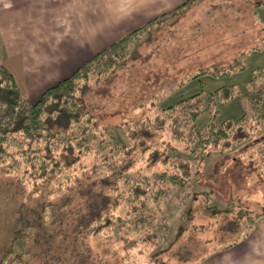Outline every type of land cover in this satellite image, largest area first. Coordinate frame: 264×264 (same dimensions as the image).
Segmentation results:
<instances>
[{"label":"rangeland","instance_id":"374dc122","mask_svg":"<svg viewBox=\"0 0 264 264\" xmlns=\"http://www.w3.org/2000/svg\"><path fill=\"white\" fill-rule=\"evenodd\" d=\"M226 1L224 5H244L243 21L246 26L252 27L249 23L254 22V13H258L260 26L257 23L253 32L257 34L264 30L262 4H258V8L251 6L264 0ZM185 9L181 7L175 16L157 21L150 36L137 45L132 57L113 66L105 76L92 74L87 82L89 85L82 86L84 106L95 116L99 130L105 129L106 139L117 146L138 145L133 151L137 156L135 167H147L152 148L161 147L164 141L185 150L193 147L191 141L173 137L169 114L165 116L164 127H158L156 117L164 115V106L195 91L211 90L223 84H232L235 90L242 93L243 82L251 76L252 69L264 64V50L254 47H246L233 55V59H228L223 56H229L234 47H225L216 56L212 53L216 44H212L210 55L207 54L203 44L193 43L197 39L186 34L192 32L191 25H188L191 21L189 16L177 21ZM192 10L203 12L198 8ZM233 21L234 17L230 23L233 24ZM250 35L253 36V33L249 31L247 36L242 35L243 44ZM145 50L147 55L144 56ZM138 53L143 56L135 58ZM203 60L205 66L200 65ZM212 64L230 66L231 71L220 76L208 72L192 77ZM239 100L240 95L236 93L219 104L217 120L237 118L243 111ZM209 118V113L204 111L193 124L205 126ZM184 131L185 128L182 133ZM263 135L264 120L260 131H255L253 140L249 141V147L257 153L259 148L264 147V140L259 139ZM138 136L140 140L137 142L135 139ZM153 141L156 143L150 145ZM236 145L234 143L225 151L209 149L208 152H198L200 167L195 175L194 187L180 192L179 199L170 210L160 209L153 219L154 224L148 223L150 231L142 223L145 228L141 233L134 229L131 233L125 232V221L112 220L110 216L108 220L93 221L86 227V218L82 214H85L86 208L80 214L75 209L71 214L62 216L54 225L56 234L51 232L50 221L47 219L42 223L40 212L55 193L71 183L73 177H68L69 172L60 171L57 176L61 183L57 184L55 179L49 188L44 177H35L24 170L23 160L13 167H8L6 160L0 170V258L16 234L30 230L29 226H23L29 222L36 226L27 240L28 253L23 255L24 264H202L204 257L231 246L250 228V224L243 219L237 222L240 225L235 223L243 205L248 206L249 212L264 211V167H244V181L233 178L229 168L245 164L244 160L238 163L230 159L236 152ZM89 160L83 159L85 164ZM73 168L72 172L80 169ZM50 189L53 192L44 193ZM196 190L202 192L195 193ZM73 201L72 209L76 203ZM128 207V204L118 205L110 211L114 213ZM65 221H69L66 225L73 221L68 229L63 228L65 224L62 226ZM147 232L156 233V239L144 240Z\"/></svg>","mask_w":264,"mask_h":264},{"label":"trees","instance_id":"16d2710c","mask_svg":"<svg viewBox=\"0 0 264 264\" xmlns=\"http://www.w3.org/2000/svg\"><path fill=\"white\" fill-rule=\"evenodd\" d=\"M191 1L194 0L147 20L104 46L70 74L45 88L35 100L25 95L11 71L0 63V170L6 160L8 167L17 166L23 160L24 170L35 177H44L49 188L55 179L57 184L61 183L57 176L60 171L69 172L68 177H73L71 183L55 193L40 212L42 223L47 219L50 221L51 232L56 234L54 225L62 216L75 209L80 214L84 208L85 226L93 221L108 220L110 216L112 220L125 221V232L131 233L134 229L141 233L145 227L150 231L148 223L154 224L156 213L160 209L170 210L179 199L180 192L194 187L200 167V151H225L237 143L236 152L230 159L238 163L244 160L245 164L229 169L233 178H241L242 181L246 176L244 167H264V147L259 148L258 153L249 147V141L253 140L255 131H260L264 120V64L252 69L251 76L243 82L242 93L232 84H223L211 90L195 91L164 106V115L156 117L158 127H164L165 116L169 114L173 137L191 141L193 147L185 150L164 141L161 147L152 148L147 167H135L137 156L134 152L138 145L112 144L106 139L105 129L99 130L95 116L84 106L82 88L89 85L87 82L92 74L105 76L113 66L124 63L134 55L137 45L150 36L157 21L175 16L184 4ZM252 47L264 50V38ZM230 71V66L212 64L192 77L208 72L220 76ZM236 93L240 95L242 113L237 118L218 121L219 104ZM204 111L210 115L206 125H194L196 117ZM183 128L185 131L182 133ZM259 139L264 140V135ZM135 140L138 142L140 136ZM155 143L153 141L150 145ZM85 158L91 159L88 164L84 163ZM73 167L80 169L72 172ZM51 192L52 189L44 193ZM73 200L76 203L72 209ZM123 204L129 207L114 213L110 211ZM69 206L71 210L68 211ZM241 209L235 223L243 219L251 228L264 218L263 210L249 212L251 210L245 205ZM72 223L63 228L68 229ZM142 223L146 226L143 227ZM23 226H29L30 230L12 238L0 258V264H24L23 255L28 253L27 240L36 225L28 222ZM156 235L147 232L143 239L154 241Z\"/></svg>","mask_w":264,"mask_h":264},{"label":"crops","instance_id":"0c3cea01","mask_svg":"<svg viewBox=\"0 0 264 264\" xmlns=\"http://www.w3.org/2000/svg\"><path fill=\"white\" fill-rule=\"evenodd\" d=\"M186 1L0 0V63L11 71L25 95L35 100L45 88L70 74L104 46ZM223 2L227 1L188 2L182 6L186 9L177 21L188 15L192 32L186 34L197 39L193 43L203 44L209 55L212 44H216L212 49L216 56L225 47H234L229 56H223L233 59V55L264 38V30L253 32L257 23L260 26L258 13H254V22L249 23L252 27L246 26L244 5H224ZM258 4L264 8V1L251 6L258 8ZM191 8L203 12L195 13ZM231 12L234 15H230ZM247 31L253 36L246 37L245 41L250 44H243L242 35L247 36ZM141 56L138 53L135 58ZM204 61L200 65L205 66ZM203 264H264V218L234 244L206 257Z\"/></svg>","mask_w":264,"mask_h":264}]
</instances>
